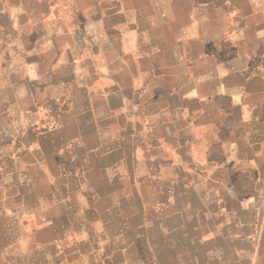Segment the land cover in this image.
<instances>
[{
    "label": "crops",
    "instance_id": "0c3cea01",
    "mask_svg": "<svg viewBox=\"0 0 264 264\" xmlns=\"http://www.w3.org/2000/svg\"><path fill=\"white\" fill-rule=\"evenodd\" d=\"M0 264H264V0H0Z\"/></svg>",
    "mask_w": 264,
    "mask_h": 264
}]
</instances>
